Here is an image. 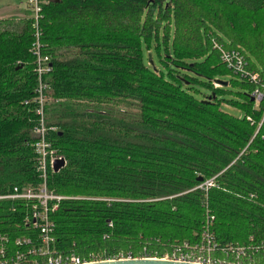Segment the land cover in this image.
I'll return each mask as SVG.
<instances>
[{
  "label": "trees",
  "instance_id": "16d2710c",
  "mask_svg": "<svg viewBox=\"0 0 264 264\" xmlns=\"http://www.w3.org/2000/svg\"><path fill=\"white\" fill-rule=\"evenodd\" d=\"M40 13L51 66L44 124L55 127L46 137L65 160L47 186L71 197L50 215L54 247L82 258L162 253L195 241L206 209L219 244L264 243V0H47ZM170 16L167 80L144 64L140 38L161 21L169 30ZM20 23L0 26V195L37 182L32 31L27 15ZM213 41L240 51L258 81L228 69ZM217 75L241 80L231 83L244 90L234 101L242 118L220 108ZM199 79L210 90L201 99ZM209 177L206 192L195 187ZM21 213L0 200V234L31 235ZM251 257L264 264V247Z\"/></svg>",
  "mask_w": 264,
  "mask_h": 264
},
{
  "label": "built area",
  "instance_id": "2783aa9c",
  "mask_svg": "<svg viewBox=\"0 0 264 264\" xmlns=\"http://www.w3.org/2000/svg\"><path fill=\"white\" fill-rule=\"evenodd\" d=\"M30 20V29L32 31V40L28 49L30 55L34 59V73L36 77V87L32 102L35 108L33 109L37 122L34 125L32 132L35 141L32 143V152L35 155L34 170L36 173L37 182L30 183L24 186H14L11 192L0 195V200L7 199L20 203L22 209L21 219L22 225L30 230L31 235H18L9 237L8 235L0 234V264H86L88 262L97 261H112L115 259H156L174 260L175 262L193 263V264H258L251 257L253 252L264 247V243L260 242L259 246L255 244H234L225 242L219 244L214 237V233L210 228L213 216L208 209L205 210V218L201 229L197 233L195 241H183L172 243L166 251L160 253L158 250L149 251L145 246H142L137 252L116 251L111 256H105L104 253L89 254L87 258H82L76 254H66L56 249L55 238L53 235L54 224L50 220V215L57 209L58 202L71 197L56 194L47 186V177L53 172V161L63 155L52 146L48 140L47 134L55 130L54 126L44 124L45 105L51 101L46 92L48 85L44 81V76L50 72V58L47 53H44L43 45L39 41L41 29L39 28L40 18L42 17V5L47 3V0H24ZM224 46L217 41H213V48L218 49L221 61L225 66L238 75H248L251 82L258 81L256 72L249 73L244 68V56L235 48H223ZM214 86H218L215 82ZM254 99V107H256L261 92L255 89L252 92ZM245 119L251 120L250 116H245ZM65 162V160H64ZM213 177L196 184L200 190L206 192L209 186H214ZM13 209V208H12Z\"/></svg>",
  "mask_w": 264,
  "mask_h": 264
},
{
  "label": "rangeland",
  "instance_id": "374dc122",
  "mask_svg": "<svg viewBox=\"0 0 264 264\" xmlns=\"http://www.w3.org/2000/svg\"><path fill=\"white\" fill-rule=\"evenodd\" d=\"M164 7V6H163ZM145 13V12H144ZM158 15V10H154L151 13V17L153 19H156ZM2 21L0 23L1 27H5L7 25H10L17 23L16 25H21L20 21L17 22L15 20H0ZM7 22H9L7 24ZM19 23V24H18ZM173 18L170 16V24H169V30H168V25H167V31H166V23L164 21H161L159 26L156 28V35L154 33L149 36V39L147 42L143 38H140V51L142 53V58L143 62L146 65H149L151 68L154 70L160 71L163 75L164 78L167 80H171L170 77H168V69H174V67L170 64L167 63L168 67L164 65L162 62L164 59L168 60V58L172 57V35H173ZM175 70V69H174ZM176 74H182L183 72L180 71V69H176ZM193 74L190 73L189 77L192 76ZM217 79H220L224 82H226V85L222 84H217L220 86L223 91L220 93V98L222 99L220 103V108L223 110V112L227 113L228 115L231 116H237V118H242L244 115V112L242 111L241 108L237 106V104L234 102H240L241 98L239 97L238 93L244 92L243 88L236 84V83H231V79H236V81L239 83L241 82L240 79L235 78V76H222V75H217ZM199 79L197 83H191L193 85V93L197 98H202L206 93H209L210 90H208V87L204 82H201ZM200 81V82H199ZM203 81V80H202ZM214 85V84H213Z\"/></svg>",
  "mask_w": 264,
  "mask_h": 264
},
{
  "label": "water",
  "instance_id": "95a60500",
  "mask_svg": "<svg viewBox=\"0 0 264 264\" xmlns=\"http://www.w3.org/2000/svg\"><path fill=\"white\" fill-rule=\"evenodd\" d=\"M216 84H222V85H226V82L218 79L215 80ZM213 96V94H212ZM208 100V99H206ZM64 159L63 158H56L53 163H51L52 165V170L53 172H57L59 170V168H62L64 166ZM198 181H201V177H197ZM86 264H193V263H187L186 261L184 262H175L174 260H160V258H156V259H147V258H143V259H133V258H129V259H124V260H119V259H115L112 261H97V262H88ZM200 264V263H198Z\"/></svg>",
  "mask_w": 264,
  "mask_h": 264
},
{
  "label": "crops",
  "instance_id": "0c3cea01",
  "mask_svg": "<svg viewBox=\"0 0 264 264\" xmlns=\"http://www.w3.org/2000/svg\"><path fill=\"white\" fill-rule=\"evenodd\" d=\"M28 13L24 0H0V20L20 21Z\"/></svg>",
  "mask_w": 264,
  "mask_h": 264
}]
</instances>
